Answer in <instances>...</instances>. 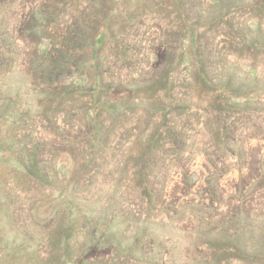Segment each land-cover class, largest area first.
Wrapping results in <instances>:
<instances>
[{
    "label": "rangeland",
    "instance_id": "1",
    "mask_svg": "<svg viewBox=\"0 0 264 264\" xmlns=\"http://www.w3.org/2000/svg\"><path fill=\"white\" fill-rule=\"evenodd\" d=\"M0 264H264V0H0Z\"/></svg>",
    "mask_w": 264,
    "mask_h": 264
},
{
    "label": "trees",
    "instance_id": "2",
    "mask_svg": "<svg viewBox=\"0 0 264 264\" xmlns=\"http://www.w3.org/2000/svg\"><path fill=\"white\" fill-rule=\"evenodd\" d=\"M30 169H31L32 173L34 174V176L41 179V176H39V174H37V172H35L36 171L35 168L32 167Z\"/></svg>",
    "mask_w": 264,
    "mask_h": 264
}]
</instances>
